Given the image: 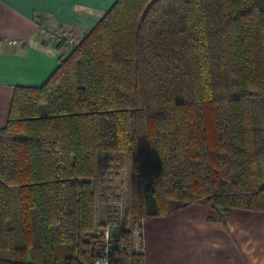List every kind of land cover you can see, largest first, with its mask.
I'll list each match as a JSON object with an SVG mask.
<instances>
[{
	"label": "trees",
	"instance_id": "1",
	"mask_svg": "<svg viewBox=\"0 0 264 264\" xmlns=\"http://www.w3.org/2000/svg\"><path fill=\"white\" fill-rule=\"evenodd\" d=\"M62 46L59 41L58 47ZM61 50V48H60ZM131 216L264 214V0H117L0 127V264H92L99 153ZM110 264H148L124 226Z\"/></svg>",
	"mask_w": 264,
	"mask_h": 264
},
{
	"label": "crops",
	"instance_id": "2",
	"mask_svg": "<svg viewBox=\"0 0 264 264\" xmlns=\"http://www.w3.org/2000/svg\"><path fill=\"white\" fill-rule=\"evenodd\" d=\"M116 1L0 0V127L16 87H40L57 69L58 39L83 38ZM241 211L221 222L205 204L178 203L168 215L143 218L148 264H264V214L253 212L254 224Z\"/></svg>",
	"mask_w": 264,
	"mask_h": 264
},
{
	"label": "rangeland",
	"instance_id": "3",
	"mask_svg": "<svg viewBox=\"0 0 264 264\" xmlns=\"http://www.w3.org/2000/svg\"><path fill=\"white\" fill-rule=\"evenodd\" d=\"M76 39H78L77 44H80L82 38ZM131 165L132 156L130 153H99L97 155V175L93 179V188L96 194L97 223L100 227L107 223L113 226L114 234L119 240L116 244L118 247L122 244L123 225L126 226L130 231L132 248L138 252L145 251L142 240L143 228L141 230L140 226L143 218L138 219V217L131 216L127 225L123 223L125 210L129 208L128 205L130 204ZM177 206L178 202L173 201L172 209ZM241 212L242 221L254 224L259 222L258 214L253 213V211L243 210ZM214 219V221L221 222L224 220V218L220 219L219 215L218 217L215 216ZM135 223H137L136 227ZM65 253L66 251L57 248L59 261H62Z\"/></svg>",
	"mask_w": 264,
	"mask_h": 264
},
{
	"label": "built area",
	"instance_id": "4",
	"mask_svg": "<svg viewBox=\"0 0 264 264\" xmlns=\"http://www.w3.org/2000/svg\"><path fill=\"white\" fill-rule=\"evenodd\" d=\"M62 41L61 51L68 49L71 46H75L78 43V39L75 37L62 36L58 39ZM15 44V41H12ZM137 223H135V227ZM141 230L143 227V219H141ZM135 233V231H134ZM94 243L91 245L92 264H110L112 247L117 246L119 241L113 231V226L110 223L104 224L94 232Z\"/></svg>",
	"mask_w": 264,
	"mask_h": 264
}]
</instances>
